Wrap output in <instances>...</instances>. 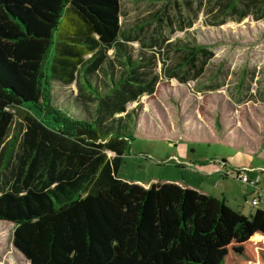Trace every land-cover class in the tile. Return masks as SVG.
<instances>
[{"label": "trees", "instance_id": "trees-1", "mask_svg": "<svg viewBox=\"0 0 264 264\" xmlns=\"http://www.w3.org/2000/svg\"><path fill=\"white\" fill-rule=\"evenodd\" d=\"M222 3L238 19L264 15V0ZM121 33L120 0H0V221L13 246L27 264H264L263 209L246 216L175 182L117 177L130 139L114 124L159 82L155 53ZM185 46L170 78L212 56ZM73 82L77 113L54 94Z\"/></svg>", "mask_w": 264, "mask_h": 264}, {"label": "rangeland", "instance_id": "rangeland-1", "mask_svg": "<svg viewBox=\"0 0 264 264\" xmlns=\"http://www.w3.org/2000/svg\"><path fill=\"white\" fill-rule=\"evenodd\" d=\"M222 1L120 0L121 35L135 34V47L143 44L155 53L159 82L153 93L127 104L132 114L125 124H114L130 139L116 175L143 187L178 182L225 198L234 210L244 206L243 214L249 215L264 208V15L255 9L242 19L225 15L218 7ZM185 45H202L212 56L201 73L178 69L170 78ZM107 53L117 62L111 49ZM185 77L191 79L184 82ZM77 90L75 82L54 86L56 103L67 102L77 113ZM19 152L16 147L11 163ZM241 167L255 169L249 176L260 177L257 187L235 178ZM257 193L261 202L252 206ZM12 232V223L0 221V264H27L12 244Z\"/></svg>", "mask_w": 264, "mask_h": 264}, {"label": "built area", "instance_id": "built-area-1", "mask_svg": "<svg viewBox=\"0 0 264 264\" xmlns=\"http://www.w3.org/2000/svg\"><path fill=\"white\" fill-rule=\"evenodd\" d=\"M251 170L252 169H248V168L236 169L235 170V178H237L243 184H249L252 187H257L260 177L257 176L255 179L250 178L248 173ZM250 203L254 206L257 205L259 203V198L253 197V199L250 201Z\"/></svg>", "mask_w": 264, "mask_h": 264}, {"label": "crops", "instance_id": "crops-1", "mask_svg": "<svg viewBox=\"0 0 264 264\" xmlns=\"http://www.w3.org/2000/svg\"><path fill=\"white\" fill-rule=\"evenodd\" d=\"M122 37H123V39L128 43V44H130V45H132L134 48V50L135 51H137L138 49L137 48H141V49H146L147 50V48H145L144 46H141V45H143V44H140L139 43V41H138V43L140 44V45H138V47H135V45H134V41H137L138 40V38H137V36L134 34L133 36H129L127 33L126 34H122ZM242 168H246V167H241V168H237V169H242ZM248 169H251V168H248ZM255 169H253L252 168V171H254ZM248 175H249V173H248ZM227 176V175H226ZM250 177V176H249ZM177 184H179V185H182V186H185V185H183V184H181V183H178V182H176ZM195 189V188H194ZM199 192H201V193H204V194H207V195H210V194H208L206 191H204V190H198ZM212 196H214V195H212ZM215 197V196H214ZM257 198H259V203L261 202V197H260V195L257 193V196H256ZM225 199V198H224ZM252 199H253V197H252ZM251 199V200H252ZM226 201V200H225ZM227 202V201H226ZM258 203V204H259ZM257 204V205H258ZM252 205V204H251ZM252 206H254V205H252ZM256 206V205H255ZM230 207V206H229ZM257 209V208H256ZM260 209H263L264 210V208H260ZM239 212H241L242 214L243 213H245V209H244V206H239V210H238ZM255 211V210H254ZM248 213H251V210H249V212ZM252 214V213H251ZM245 215V214H244ZM250 215V214H249ZM249 215H246V216H249Z\"/></svg>", "mask_w": 264, "mask_h": 264}]
</instances>
